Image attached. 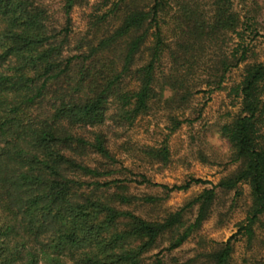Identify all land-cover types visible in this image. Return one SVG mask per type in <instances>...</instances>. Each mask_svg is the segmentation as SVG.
<instances>
[{"label":"trees","instance_id":"obj_1","mask_svg":"<svg viewBox=\"0 0 264 264\" xmlns=\"http://www.w3.org/2000/svg\"><path fill=\"white\" fill-rule=\"evenodd\" d=\"M82 2L0 0V264H165V253L202 229L220 193L232 194L230 209H242L237 233L173 264H232L238 242L251 246L264 233V61L250 63L244 42L229 50L234 35L244 41L245 18L234 0H149L125 9V0H103L79 31L73 14ZM242 65L241 82L229 88ZM169 89L175 95L165 100ZM227 91L239 112L220 135L225 167L236 170L218 184L194 175L155 182L152 171L174 163V136L202 119L205 103L191 116L182 111L188 99ZM163 104L182 113L153 125ZM142 124L150 142L133 136ZM209 183L177 211L139 212L163 199L138 195V186L167 197ZM245 187L249 202L241 206ZM245 262L264 264V253Z\"/></svg>","mask_w":264,"mask_h":264},{"label":"rangeland","instance_id":"obj_2","mask_svg":"<svg viewBox=\"0 0 264 264\" xmlns=\"http://www.w3.org/2000/svg\"><path fill=\"white\" fill-rule=\"evenodd\" d=\"M73 14V19L76 28L79 31H84L87 28L89 15L94 4L102 3L103 0H82ZM117 2L118 0H112ZM149 0H125L123 9L134 7L136 5L143 7ZM236 10L242 15L246 22L243 25L242 31H245V39L241 41L237 35L233 36L229 50L233 51L237 48L240 42L250 44V63L256 61H264V0H234ZM133 3L135 5H133ZM256 17L258 24L255 28L258 29L260 35L256 38L251 31L254 32V24L249 20L252 16ZM119 17L112 20L109 29L114 28L119 24ZM253 24V25H252ZM251 26L252 29L247 31ZM248 26V27H247ZM254 37V39H253ZM244 65L233 69L228 76L227 85L229 88L239 84L242 80ZM175 93L169 89L165 92V100L172 99ZM234 96L227 92H216L211 95V99L205 94H195L188 99V105L184 107L186 116L193 115L194 109H198L204 103V112L202 119L194 124V127H185L181 132L174 136L172 144L174 146V163L168 169L156 172L152 171L155 182L166 185H173L181 183L187 176L194 175L196 178L203 179L218 184L224 177L229 176L236 170V166L226 168L228 161V143L220 135V128L227 123H230L234 116L239 112V105H233ZM236 106V107H235ZM175 112L167 104L152 112L150 119L153 125L156 123L166 126L169 122L171 114L182 113ZM133 136L138 141L150 142L149 134L146 133L144 124L133 131ZM191 136H195L193 141ZM135 141V140H134ZM121 142V141H120ZM212 184L199 185L192 187L188 192H174L169 196L163 193L161 188H153L151 190H144V186H138V195L151 194L159 196L163 200L154 205H146L139 209L143 216L162 217L167 212H174L184 207L188 202L193 200L196 196L201 194L205 188H211ZM245 198H242L243 206L249 202V187H245ZM232 202V194L220 193L219 199L216 202L211 217L204 223L202 229L191 237L181 248L171 253H165V264H173V259L180 262H185L197 256L201 251H211L216 247L217 243L227 242L238 231L237 224L244 219L242 209H230ZM192 214L187 215V219H191ZM264 233L257 231L255 241L251 246H248L246 241L242 239L235 245L233 253L232 264H246L245 260L251 263L254 259L259 258L264 253ZM167 243H164V247ZM158 251L151 252L148 256L158 254Z\"/></svg>","mask_w":264,"mask_h":264}]
</instances>
